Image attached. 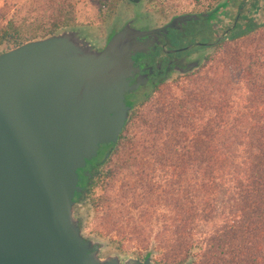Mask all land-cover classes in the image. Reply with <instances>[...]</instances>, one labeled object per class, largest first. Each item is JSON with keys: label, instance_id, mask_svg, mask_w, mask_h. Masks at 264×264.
<instances>
[{"label": "trees", "instance_id": "trees-1", "mask_svg": "<svg viewBox=\"0 0 264 264\" xmlns=\"http://www.w3.org/2000/svg\"><path fill=\"white\" fill-rule=\"evenodd\" d=\"M36 3L32 10L37 12L31 19L12 13L0 23V48L75 25L76 0ZM260 27H264V19L246 16L241 23L231 25L226 38L245 37ZM259 55L262 70H246L250 76L247 99L236 109L230 98L231 77L240 68L241 59L255 63L256 55L252 53L229 59L218 75L203 79L167 105L162 113V124L167 127L164 140L159 143V131L152 130L142 147L152 164L161 165L162 171L166 169L165 185L160 188L152 182L151 164L134 171L133 179L124 180L112 197L93 202L95 208L103 203L100 221L106 229L134 235L140 242L149 236L156 240L160 232L150 235L147 200L157 189L155 197L167 202L171 210L185 211L184 215L167 217L168 222L163 220L170 226L163 245L182 254L174 264H264V50ZM237 109L240 114L229 118L230 112ZM206 111L212 116L203 119ZM128 121L114 151L128 139ZM112 172L111 167L104 175L108 177ZM192 178L198 181L192 183ZM94 185L80 184L81 192L73 199L83 197ZM179 195L181 200L177 199ZM208 224L210 235L194 236L196 227ZM195 247L202 249L192 253Z\"/></svg>", "mask_w": 264, "mask_h": 264}, {"label": "water", "instance_id": "water-1", "mask_svg": "<svg viewBox=\"0 0 264 264\" xmlns=\"http://www.w3.org/2000/svg\"><path fill=\"white\" fill-rule=\"evenodd\" d=\"M129 42L68 28L0 52V264H152L74 246L77 171L92 142H116L130 110L119 104L131 89Z\"/></svg>", "mask_w": 264, "mask_h": 264}, {"label": "rangeland", "instance_id": "rangeland-1", "mask_svg": "<svg viewBox=\"0 0 264 264\" xmlns=\"http://www.w3.org/2000/svg\"><path fill=\"white\" fill-rule=\"evenodd\" d=\"M100 1L101 0H76L75 25L72 28L79 30V27L82 25H93L99 15L97 11ZM222 1L224 0H153L152 2L157 5V9H162L170 14L173 12L186 11L196 5H208V7H210L217 4L218 6ZM36 2L37 0H0V23H3L12 13L17 17L28 16V18L31 19L37 12L32 10L34 5L38 4ZM105 7L106 5L102 6L101 9L104 10ZM246 16L255 17L258 21L263 20L264 0H227L225 6L213 16V18L217 20V35H222L224 30L233 23H241ZM109 36H107L105 41ZM87 38L99 42L96 39ZM10 48V46L1 47L0 52ZM263 50L264 27H260L250 35L238 39L225 38L222 40V43L212 51L208 60L195 72L183 77L180 76L176 83H172L168 86L167 91H164V93L158 95L156 98L154 97L153 99L142 102L132 111L127 126L128 139L117 147V150L111 154L112 161L110 160L103 167L104 174L107 169L112 167V174L108 177L103 174L91 188L88 201L77 209V213H82L83 215V233L103 243L102 255L115 254L120 257H138L137 255L149 251L152 264H174L177 262L182 254L169 251V248L163 245L162 240L170 229V226L166 223L168 222L166 220L167 217L172 216L174 213H176V216H181L182 214L184 215L185 211L178 209L171 210L167 202L164 203V201L155 197L157 189L154 190L152 196L147 200L150 210V220L148 222L150 235H155L154 233L160 232L158 236L155 235L157 237L156 240L152 239L153 236H149L148 239L140 242L134 235H128L126 232L118 234L115 231L106 229L100 221L103 213V203H98L95 208L93 202H98V198L100 197H112L124 180L133 179V173L135 175L134 171L140 167L142 169H147L150 164L154 166L151 172L152 182L160 185V188H162L165 185V176H167V172H165L166 169L162 171L161 165L158 163L152 164V158L143 151L142 147L152 130L155 131L157 129L159 131L156 133V137L159 138V143L164 140L163 135L166 133L167 127L162 124L163 110L169 103L181 98L184 91L197 86L203 79L209 76L213 77L218 75L229 59L234 60L233 58L238 55L242 57L245 53H252L256 55L253 59L255 63L250 64L248 60L241 59L238 63L240 68L235 70L237 74L233 72V78L231 77L232 90L230 91V98L233 109H236V107L242 105L247 99L250 76L247 75L248 72L246 70H249L250 73L261 72L262 70V66L258 63L259 59H257V57H262L259 54H261ZM239 114L240 110H233L230 112L229 118H233V116L237 117ZM203 115V119H205L207 116H212V112L206 111ZM160 146L162 148V145ZM197 181L198 178H192V183ZM182 198V195L177 197L179 200ZM195 202L196 197H193L192 204H195ZM133 213L136 214L135 210ZM164 219L166 222L163 221ZM209 225L210 224L196 227L194 229V236L198 237L199 235L200 238H202L203 236L210 235L212 230L209 229ZM201 249L202 248L199 250L198 247H195L192 249V253H199ZM198 255L199 254H197V256ZM191 259L194 258H189L188 260Z\"/></svg>", "mask_w": 264, "mask_h": 264}, {"label": "flooded vegetation", "instance_id": "flooded-vegetation-1", "mask_svg": "<svg viewBox=\"0 0 264 264\" xmlns=\"http://www.w3.org/2000/svg\"><path fill=\"white\" fill-rule=\"evenodd\" d=\"M152 1L101 0L96 22L79 27L85 36L101 43L109 35L130 36L128 58L131 66L124 79L131 89L125 91L119 100L120 105L130 110L126 113L116 142L98 146L92 142V151L84 167L77 171L79 190L76 193L81 192L80 184L87 182V185H93L104 174L103 167L110 161L136 106L167 91L168 86L176 83L180 76L195 72L214 51L218 41L226 38L231 28H226L221 37L217 35V20L213 18L217 4L210 7L196 5L186 11L168 14L157 9ZM105 5V9H101ZM91 188L83 197L76 201L73 199L71 211L78 228L74 246L81 254L107 259L111 254L102 255L103 244H98L96 238L83 233V215L77 213L78 207L88 201ZM137 256L142 260L150 257V252L145 251Z\"/></svg>", "mask_w": 264, "mask_h": 264}]
</instances>
